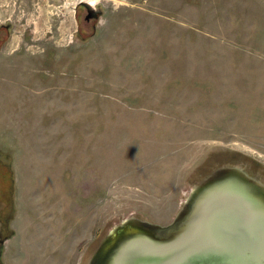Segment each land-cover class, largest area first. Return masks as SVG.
<instances>
[{"label": "rangeland", "instance_id": "1", "mask_svg": "<svg viewBox=\"0 0 264 264\" xmlns=\"http://www.w3.org/2000/svg\"><path fill=\"white\" fill-rule=\"evenodd\" d=\"M227 166L264 185V0H0V264H88Z\"/></svg>", "mask_w": 264, "mask_h": 264}, {"label": "water", "instance_id": "2", "mask_svg": "<svg viewBox=\"0 0 264 264\" xmlns=\"http://www.w3.org/2000/svg\"><path fill=\"white\" fill-rule=\"evenodd\" d=\"M166 226L130 218L89 264H264V185L221 168L196 185Z\"/></svg>", "mask_w": 264, "mask_h": 264}, {"label": "flooded vegetation", "instance_id": "3", "mask_svg": "<svg viewBox=\"0 0 264 264\" xmlns=\"http://www.w3.org/2000/svg\"><path fill=\"white\" fill-rule=\"evenodd\" d=\"M83 7L85 8V10H86V16H85V21L87 22V23H89L90 21H92V20H95V18L98 16V14L94 11V10H92V9H89V7L86 5V4H83ZM221 168H236V167H232V166H230V167H221ZM221 168H219V169H221ZM219 169H216L214 172H216L217 170H219ZM214 172H211L207 177H205L202 181H204L206 178H208L211 174H213ZM245 173V172H244ZM249 176V175H248ZM250 177V176H249ZM252 178V177H251ZM254 179V178H253ZM256 180V179H255ZM201 181V182H202ZM258 181V180H257ZM200 182V183H201ZM199 183V184H200ZM190 195V194H189ZM189 197V196H188ZM188 199V198H187ZM187 201V200H186ZM186 203L187 202H185L184 203V205H183V208H182V210L177 214V216H179L181 213H182V211H183V209H184V207L186 206ZM122 224V223H121ZM120 224V225H121ZM2 226V225H1ZM117 227V226H116ZM2 228V227H1ZM2 230L3 229H1V231H0V244H1V246H0V258H1V253H2V249H1V247H2V245H3V242H4V239H6V238H8V236H9V231L6 233V235L7 236H5V237H3L2 238ZM108 236V234L105 236V238L100 242V244H99V246L102 244V242L106 239V237ZM99 246H98V248H99ZM97 248V249H98ZM97 249L95 250V252L97 251ZM95 252L93 253V255L95 254ZM92 255V256H93ZM92 258V257H91ZM91 260V259H90ZM90 260H89V262H88V264L90 263Z\"/></svg>", "mask_w": 264, "mask_h": 264}]
</instances>
